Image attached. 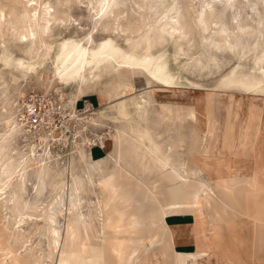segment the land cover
Instances as JSON below:
<instances>
[{"label": "rangeland", "instance_id": "374dc122", "mask_svg": "<svg viewBox=\"0 0 264 264\" xmlns=\"http://www.w3.org/2000/svg\"><path fill=\"white\" fill-rule=\"evenodd\" d=\"M126 1L124 3H127L128 6L132 5L135 9L134 12L130 8L127 10L128 20L115 18L114 14L100 19V14L97 15L96 11L102 0H0V6L7 7L2 9L4 13L11 6L14 7L13 12L18 13L21 10L19 13H22L26 4L31 2H36L38 15L43 12L44 7L49 9L53 15L50 18H57V20L51 23L46 40L53 44L52 54L58 60L56 68L47 62L44 65H38L36 71H33L27 67L25 62L28 61V58L14 49V41L6 40L0 34V75L2 77L0 81V115L11 111L15 121L16 104L21 97L32 91L56 90L63 93L69 106L72 107L75 104L76 112L72 113L77 115L70 124V132L64 133L62 137L54 141L46 138V135L42 137L28 135L24 132L28 139H18L17 145L15 144L18 153H26L29 144L33 143L37 148L47 146L51 150V156L53 155L52 157L55 158L52 164L54 163L56 170L69 165L70 160L74 158L77 162H75L76 171L82 175L80 166H83L82 162L86 161L78 158L80 148L83 147L86 156H89L91 149L99 146V144H93L94 142L98 143L99 137L103 148H101L102 151H99L100 154L92 152L93 159H99L101 164L107 166L109 161L105 160H110L108 155L114 154L117 157L115 152L120 151L122 159L120 165L124 166L123 170H119L118 182L122 188L116 195V206L121 208L125 204L131 205L129 212L135 216H140L144 211V216L140 217L142 230L133 234L132 241H128L127 234L114 233L107 237L98 235L90 238L87 244L85 242L84 249L87 254L92 250L102 254L104 245L109 253L106 255L107 259L98 256L96 259L84 261L83 264H86L85 262L87 264H116L119 253L124 254L125 259L130 257L131 262H126V264H150L148 253L153 250L150 247L161 246L159 239L162 240L161 235L152 232L157 229L154 228L155 225L150 224L152 215L155 214L154 211L152 212V207L159 204V199L157 196L151 195L143 185L158 180L166 171L173 172L169 168L165 169L164 165L167 156L163 153L170 148L173 150L174 156L178 154L180 163H185L188 171L198 173L192 163V156L204 155L208 144L204 142L205 135L200 130L199 120L195 122L191 116L194 106L200 109L205 107L206 128L208 131H212L217 120L227 121L226 117L233 114L235 100L241 97L240 112L243 117L239 119V130L236 136L238 139H242V129L250 130L246 125L250 122L251 117L256 115V112L261 111L258 108L259 102L264 98V57L257 65L258 55L264 51V7L254 6L253 3L247 4L245 15L238 14L234 22L236 26L243 27L240 30V27L237 28V26L231 31L228 44L215 42L213 43L215 48L207 47L203 37L207 38L209 35H213L216 29L214 24H211L210 31L196 34V43L193 46L187 41L180 43L175 36L170 35L169 38V35H165L166 42H163L162 45L154 44L155 47H150L145 43H140L135 48L125 50L124 45H130V41H136V38L139 37L138 33L132 34L126 30L128 21L140 26L143 33H149L150 30V33L153 34L152 27H155L153 19L151 20L149 14H146L148 12L139 9L134 3L135 1L145 6L149 0ZM165 1L174 4L175 8L169 14L174 19H177L176 9L181 7L182 3L192 7L196 12H200L202 7L205 8L203 2H218V0ZM250 4H253V9L248 7ZM118 8L124 10L125 6L120 4L114 8V12ZM139 14L146 15L147 22L141 23L142 19ZM11 17L13 18L12 15ZM254 20H260V24H255ZM151 22L152 27H150ZM235 39L238 41L234 44L233 40ZM74 46L77 47L74 49ZM176 53L178 54L175 56ZM162 55H166L170 60L180 57L185 61L187 60L186 55L193 56V58L187 61L189 64L186 62L180 65L178 73H173L161 64ZM76 70H78L79 81L69 84L70 76ZM15 74L23 75V77H16L19 80L14 81L12 75ZM82 98L89 100L90 110L85 109ZM6 100H10L12 103L11 109L6 105ZM176 106L180 109L176 110ZM6 128L7 123L0 121V134ZM138 128L141 131L144 130L139 132ZM137 136H140L139 139ZM142 136L149 138L146 140ZM140 140H143V143ZM149 140L150 143L147 144ZM251 140L253 142L255 139H249V141ZM238 151L236 149L235 154H239ZM251 155L248 153V156ZM157 156L158 158H156ZM248 161L246 162L248 167H244L247 171L253 167ZM129 170L132 176L128 174ZM199 176L207 178L204 173ZM68 178L64 181H68ZM140 181L143 185L140 184ZM206 183L212 185L214 180H209ZM206 191L208 192L207 189ZM31 192L33 194L30 189L29 196L32 195ZM90 201L95 202L96 197L90 195L84 206ZM141 201L144 203L142 206ZM262 201L261 196L258 204L252 209V211L255 210L256 215L264 212ZM47 202L39 205L46 206ZM112 209L113 207H108L106 211ZM86 210L87 208H84L85 212ZM5 212L8 216L9 212ZM249 213L251 214V211ZM255 218L256 216L252 219ZM177 220L179 222L170 224L171 230L179 225H188L186 229L188 232H192L191 227L194 225L191 217L181 215ZM243 220H239L242 222L239 223V233L247 239L249 247H237L236 251L240 253L239 260L241 264H262L264 260L262 254H255L252 247L254 243L252 221L254 220L247 218ZM145 225L147 228H144ZM194 227L196 228V226ZM4 237L5 234L0 226V264L4 261L8 262L13 256ZM233 237L230 233H226L225 240L234 242ZM39 239L43 242L40 247L43 250L45 249L43 238L34 236L31 242L36 244ZM24 250V248H20L17 251L24 255L26 254ZM226 262V259L218 256L214 260L204 261V264H227ZM44 264H49L48 260Z\"/></svg>", "mask_w": 264, "mask_h": 264}, {"label": "bare ground", "instance_id": "6f19581e", "mask_svg": "<svg viewBox=\"0 0 264 264\" xmlns=\"http://www.w3.org/2000/svg\"><path fill=\"white\" fill-rule=\"evenodd\" d=\"M124 1L102 0L96 14H100V19L109 14H114L115 18L127 19V10L130 8L134 12L135 9L132 5L128 6ZM199 1L202 2L203 0ZM134 3L137 4L139 9L141 8L144 12H148L146 14H149L151 20L153 19L152 22L155 27H152L153 25L151 22L150 27H152L153 34L150 33V30L149 33H143L140 26L131 24L128 21L126 30L130 31L132 34L138 33L139 37L136 38V41H130V45H124L125 50L135 48L140 43H145L150 47L154 46V44L162 45L163 42H166L165 35H169V38L170 35L175 36L180 43L187 41L188 43H192L193 46L194 43H196V34H203L210 31L211 24H214L213 26H215L216 29L213 35H209L207 38L203 37V40L207 43V47L215 48L216 46L213 45L215 42L228 44V38H230L232 33L231 31L237 26V28L240 27V30L243 27L239 25L236 26L234 22L238 14L245 13L247 4L253 3L254 6L264 7V0H218V2L215 3L203 2L205 8L202 7L200 12H196L192 7L182 3V6L176 9L178 17L174 19L169 16L171 11L175 8L173 3H168L165 0H149L145 6L135 1ZM35 4L36 2L27 3L22 13H19L21 10L18 11V13L13 12L12 9H14V7L12 6L4 13L2 9L5 6H0V34L1 36L3 35L2 37L4 39L14 41V49L28 58V61L25 62L28 65L27 67L31 68L33 71H36L38 65H44V63L47 62H50L54 65V68H56L58 60H56V56L52 54L53 44L47 42L46 36L48 35L51 23H54L57 18L51 19L50 17L53 15L50 13L49 9L45 7L43 12L41 13V10V14L38 15V6ZM120 4L125 6L124 10H119L118 8L117 11L114 12V8L118 7ZM253 4H250L248 7L253 9ZM140 17L142 19L141 23L147 22L146 15H140ZM255 22V24H260V20H256ZM237 41L238 39L233 40L234 44ZM76 47L77 46H74V49ZM261 50H263V48ZM177 54L178 53H176L175 56ZM73 56L75 55L73 54ZM258 56L257 65L264 57V51ZM185 58L187 59L185 61L180 59V57L170 60L166 55H162L160 61L170 72L178 73L180 65L190 61L193 56L186 55ZM196 63L198 64V61ZM56 70L57 69H55V71ZM12 77L15 81L23 77V75L19 76L15 74L12 75ZM70 77L69 84H74V82L77 83L79 81L78 70ZM1 80L2 77L0 75V81ZM5 102L11 109L12 103L10 100H6ZM241 103V97L235 100L234 122L231 125L228 135L227 148H229L233 141ZM202 115H204V108L200 109L194 106L193 119L195 122ZM0 121H5L7 123V128L0 134V226H2V231L5 234L4 238L7 241L6 244L11 249V253H13L9 261H4L2 264H44L46 260H48L49 264H83L84 261L96 259L98 256L107 259L106 255H108L109 252L107 248H105V245L102 248V254H98L93 250L89 254L86 253L84 248L90 238L97 237L98 235L107 237V235L110 234L123 233L127 234L128 241H132L133 234L142 230L140 217L144 216V211H142L140 216H135L131 215L129 212L131 205L125 204L122 205L121 208L116 206V195L122 188L118 182L119 170L124 169V166L120 165L122 161L119 153L120 151L115 152L117 157L114 156V154L108 155L110 160H105L109 161L106 166L101 164V160H95L90 155L86 156L83 147H81L78 158L84 162L86 161L85 163L82 162L83 166H80L82 167V175L76 171L77 165L75 164L76 161L74 158L70 160L69 165L60 167L57 169L59 171H57L53 165L54 163L52 164L55 158L52 157L53 155L51 156V150L47 148V146L44 148L42 146L37 148L36 144L33 143L29 144L26 153H18L15 147L16 142L18 139L27 140L28 138L13 120L11 111H6L4 114L0 115ZM201 125L204 132L205 122ZM138 129H136V131ZM142 131L140 129L139 132ZM139 137L140 136H137L138 139ZM148 138H146V140ZM206 141L207 136L205 134L204 142L206 143ZM141 142L143 143V140ZM149 143L150 140L147 144ZM156 158H158V156ZM146 160L147 163H149L148 159ZM143 167H145V165H143ZM180 170H182V172L180 171L177 173L175 171V173L178 174L177 176L187 180L191 171H188L185 164L181 165ZM128 174L132 176L130 170ZM66 178H68V181H64ZM143 186L151 194L163 191L160 187V180ZM30 189L33 191V194L31 192V196H29ZM210 191L213 192L212 189H210ZM205 192L207 191H204V193ZM90 195H94L96 201H90L84 206L86 199L89 198ZM46 201H48L46 206L42 207L39 205H42V203ZM143 204L144 203L141 201V206ZM202 206L204 209L203 202ZM108 207H113V209L107 212L106 208ZM84 208H87L86 212ZM5 211L9 212L8 216H6L7 214ZM34 236H39L45 240V249L41 250L40 247L43 242H41L40 239L36 244L35 242H31ZM29 242H31L30 245H28ZM20 248H24L26 254L23 255L21 252H18L17 250ZM126 259L124 254L119 253L116 264L131 262L129 256ZM153 259L154 264H161L159 252L153 253ZM85 263L87 264V262ZM201 264L203 263L201 262Z\"/></svg>", "mask_w": 264, "mask_h": 264}, {"label": "crops", "instance_id": "0c3cea01", "mask_svg": "<svg viewBox=\"0 0 264 264\" xmlns=\"http://www.w3.org/2000/svg\"><path fill=\"white\" fill-rule=\"evenodd\" d=\"M258 108L261 111L256 112L246 125L250 130L242 129V139L236 136L239 119L243 117L239 110L233 141L227 148L234 111L226 117L227 121L217 120L214 129L208 131L204 107V115L198 120L201 132L207 136L208 147L204 155L192 156L194 167L200 171L195 172V175L194 171H191L187 180L177 176L178 172H182L178 154L174 156L171 148L165 152L167 156L165 169L168 170L169 166V170L173 172L166 171L158 179L163 191L150 193L159 199V204L152 207V212L154 211L155 214L152 215L150 224L157 228L152 232L161 235L162 239L159 242L161 246L150 247L153 248L148 253L150 264H154L155 252L160 253L161 264H201V262L204 264V261L214 260L218 256L226 259L227 264H241L237 247H249L247 239L239 233V223H242L239 220L244 218L254 220L252 221L253 251L255 254H262L264 259V212L256 215L255 210L252 211L261 196L264 207V98L259 102ZM175 109L180 108L176 106ZM191 116L193 118V112ZM204 122L203 132L201 124ZM249 139L255 140L252 142ZM101 148L103 147L98 146L91 149L89 155L92 157V152L99 153L100 150L102 151ZM236 149L237 151L239 149V154H235ZM248 153L252 155L248 156ZM247 161L253 166L249 167V171L244 169L248 167ZM201 173L206 174L207 178L199 176ZM209 180H214V184L208 185L206 182ZM206 189L208 193H204ZM181 215L192 218L193 225L196 226V228L191 227L192 232L186 229L188 225H179L171 230L170 224L179 222L177 218ZM255 216L259 220L252 219ZM144 228H147L146 225ZM149 230L151 231L152 227ZM226 233L235 237H233L234 242L225 240Z\"/></svg>", "mask_w": 264, "mask_h": 264}, {"label": "built area", "instance_id": "2783aa9c", "mask_svg": "<svg viewBox=\"0 0 264 264\" xmlns=\"http://www.w3.org/2000/svg\"><path fill=\"white\" fill-rule=\"evenodd\" d=\"M85 109H91L88 99L82 98ZM75 106V104H74ZM69 106L65 96L59 90L29 92L21 97L16 104L15 122L28 135H39L57 140L64 133L70 132V124L76 119V108ZM94 142V141H93ZM99 146L103 143L98 137Z\"/></svg>", "mask_w": 264, "mask_h": 264}]
</instances>
